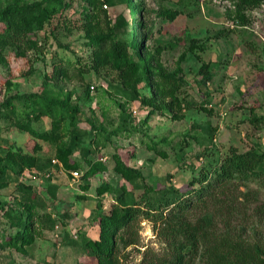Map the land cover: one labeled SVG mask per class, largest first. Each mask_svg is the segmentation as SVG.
<instances>
[{"label":"rangeland","instance_id":"1","mask_svg":"<svg viewBox=\"0 0 264 264\" xmlns=\"http://www.w3.org/2000/svg\"><path fill=\"white\" fill-rule=\"evenodd\" d=\"M15 1L32 0H0V8ZM68 1L70 6L55 14L36 33L43 46L40 54L23 58L10 52L7 63L0 65V103L16 93L41 91L45 73L62 58L68 59V78L51 81L47 89L58 96L69 94L72 102L80 106L71 128L82 137L83 144L74 156L102 160L107 168L92 179L88 190L82 188L83 180L79 176L72 178L64 169L54 168L50 181L55 186L53 190L44 184L37 187L35 205L42 215L43 233L29 247L28 254L5 244L16 230L7 211L21 213L24 208L20 204L22 195L16 189L17 181L1 188L0 264H96L93 255L82 245V233L99 237L100 228L90 223V213L98 203L108 209L115 199L113 192L99 196L96 186L103 180L117 188L125 183L113 168L116 145L121 147L126 159L143 167L147 183L180 188L192 179V166H208L220 160L230 146L264 150V121H253L255 116L264 118V5L247 10V24L236 17L238 0H134V4L141 3L140 13L133 12L125 0H115L107 7L119 37L129 39L136 29L144 50L155 55L165 69L186 80L182 93L194 106L186 109L183 119L175 120L169 114H152L147 118L148 108L138 100L123 108L121 103L125 98L116 73L108 69L89 71L92 48L82 26L86 3ZM168 10L178 12L175 19L166 16ZM203 63L214 67L215 74L208 82L199 73ZM79 66L86 67L83 74ZM32 67L33 73L26 74ZM89 85L94 88L90 87L91 97L87 99ZM201 104L212 113L200 110ZM124 111L131 115L128 125H123ZM34 126L37 130L49 129L51 119L44 116ZM121 126L126 131L112 137L113 141L106 140L104 128L111 131ZM37 144L42 146L37 152L41 157L55 155L51 143L0 117V147L34 153ZM206 148H210L208 153L202 155ZM160 150L168 156H162ZM145 180L135 184L126 182L137 198ZM234 187L231 199L237 210L230 215L224 213L227 206L222 203L218 209L210 205L195 210L191 217L196 219L209 213L220 228L230 218L238 229L245 225L250 235L255 233L264 239V189L255 183L248 186L237 183ZM136 228L138 243L121 246L123 264H143L145 257L165 250L166 242L153 221H139Z\"/></svg>","mask_w":264,"mask_h":264},{"label":"trees","instance_id":"2","mask_svg":"<svg viewBox=\"0 0 264 264\" xmlns=\"http://www.w3.org/2000/svg\"><path fill=\"white\" fill-rule=\"evenodd\" d=\"M81 1L86 3L82 26L92 48L87 67L89 71L108 69L116 73L125 98L121 103L123 108L138 100L144 108H148L147 118L152 114H169L175 120L183 119L186 109L194 106V102L182 93L186 80L165 69L155 55L144 50L138 41L136 29L129 39L119 37L117 25L107 9L115 0ZM125 1L133 12H142L141 3ZM262 5L264 0H238L235 5L236 17L242 24H247V10ZM69 6L68 0H32L15 1L0 8V65L7 63L10 52L23 58L33 53L40 54L43 46L35 37L36 33L43 30L55 14L62 13ZM165 14L175 19L178 12L168 10ZM68 66L70 61L62 58L54 63L50 72L45 73L41 91L16 93L0 103L1 118H6L17 128L55 147V155L48 158L37 153L42 149L40 144H37L34 153L0 147V189L17 181L16 189L22 195L20 204L24 208L21 213L11 214L7 211L11 225L16 230L7 237L5 244L22 254H28L29 247L43 233L42 215L35 205L37 186L23 180L25 170L51 172L53 177L54 168H62L72 178L73 171H78L83 180L82 188L88 190L92 179L107 168L102 160L74 156L83 144L82 137L71 128L80 106L72 102L69 94L58 96L47 89L51 81L59 82L68 78ZM85 68H79L81 74L86 71ZM33 71L32 67L26 74ZM199 73L208 82L213 79L214 67L203 63ZM7 82L12 85L10 80ZM90 87L85 94L87 99L91 97ZM200 110L212 113L204 104L200 105ZM44 116L51 119V127L37 130L34 123ZM130 117L124 111L123 125L130 124ZM259 120L263 122L264 118H253L256 123ZM103 131L107 133L106 140L113 141L112 137L119 136L126 129L121 126L111 131L104 128ZM180 148H183L182 144ZM209 149L206 148L202 155L207 154ZM159 152L164 157L168 156L165 151ZM53 159L58 162L54 163ZM112 159L114 171L125 183L117 188L112 182L103 180L96 186L99 196L113 192L115 199L108 209L98 203L97 208L90 213V223L100 228L99 237L95 239L82 233V245L93 255L96 264H123L121 246L138 243L136 225L145 219L154 222L166 246L161 254L153 253L145 257L143 264H264V239H259L255 233L250 235L247 226L242 225L238 229L230 218H226L227 221L220 228L209 213L196 219L191 217L195 210L209 208L210 205L218 209L222 203L227 206L224 213L229 212L230 215L237 210L231 199L237 183L247 186L255 183L264 189V150L256 147L241 150L230 146L220 160L208 166H192V179L184 188L171 184L156 187L147 183L143 167L126 159L118 145ZM52 177L44 183L51 190L55 187L50 184ZM140 179L145 180V183L137 198L126 182L135 184ZM85 197L82 195V198ZM215 212L219 213L217 210Z\"/></svg>","mask_w":264,"mask_h":264},{"label":"built area","instance_id":"3","mask_svg":"<svg viewBox=\"0 0 264 264\" xmlns=\"http://www.w3.org/2000/svg\"><path fill=\"white\" fill-rule=\"evenodd\" d=\"M91 87L94 88L93 85ZM53 162L57 163L58 160L57 159H53ZM23 174H24L23 175V180L28 181L30 183H33L37 187L43 185L47 179L52 177V173L51 172H42V171H38V170H34V169L33 170L26 169ZM73 175H74V177H78L79 176V172L78 171H73Z\"/></svg>","mask_w":264,"mask_h":264}]
</instances>
